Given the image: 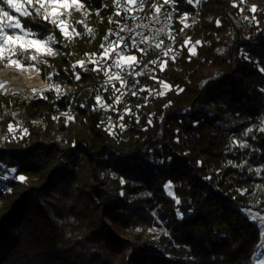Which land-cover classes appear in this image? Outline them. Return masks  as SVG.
Here are the masks:
<instances>
[{
    "label": "trees",
    "instance_id": "1",
    "mask_svg": "<svg viewBox=\"0 0 264 264\" xmlns=\"http://www.w3.org/2000/svg\"><path fill=\"white\" fill-rule=\"evenodd\" d=\"M79 2L71 39L21 20L52 33L56 54L36 63L27 50L49 85L35 99L0 90V176L17 170L0 180V264H254L261 230L237 203L264 209V186H250L264 181V0L244 14L239 0H199L191 28L171 25L175 55L132 91L80 90L67 116L71 64L118 20L115 0Z\"/></svg>",
    "mask_w": 264,
    "mask_h": 264
},
{
    "label": "snow or ice",
    "instance_id": "2",
    "mask_svg": "<svg viewBox=\"0 0 264 264\" xmlns=\"http://www.w3.org/2000/svg\"><path fill=\"white\" fill-rule=\"evenodd\" d=\"M117 7H123L125 10L124 18H127L128 11L139 10L146 3V0H115ZM186 2L191 3L192 0H186ZM168 3V0H165V4ZM27 6V7H26ZM83 5L80 4L79 0H0V61H6L8 66H16L17 68L22 69L24 67L23 61L29 59L27 53L28 49L35 48L37 51H40L41 47H45L49 43H55L54 37L47 36L44 40L39 39H25L27 37H36L39 35L38 32L34 31L32 28H25L21 23V20L25 17L31 16L33 23L37 19L42 18L43 21L50 22L54 27H58L62 34L71 39V34L68 32V24L65 19L61 17H71L73 11H81ZM155 13L160 12V8L153 5ZM71 10V11H70ZM15 13H19L20 17L17 18ZM171 13H168L165 16L167 19ZM187 14H185L186 16ZM134 18V17H133ZM155 21L159 20V16H154ZM81 23V22H77ZM138 27H140L138 25ZM125 30L124 27L120 29V32ZM89 35L92 34V30H86ZM129 33L132 32L131 29H127ZM158 32H164V28L157 30ZM75 33V29L72 30ZM120 32L109 31L108 34L104 37V42L101 44L103 52L101 53V59L105 61L104 67H101L99 71H103L107 79L104 81L105 85L111 84L113 80L120 81L121 75L119 71L113 72L112 69L129 71V74L140 75L141 73L136 72L137 58L135 56L125 55V51L128 47L127 44L123 48L120 47L121 43L125 40L131 41V46L133 48L137 45V39L135 35H130L125 37L120 34ZM79 35V33H75ZM110 36H115V39H109ZM148 37L141 36V42L147 41ZM158 48L161 47L160 44L156 45ZM48 55H55L56 53L52 50L51 47H47ZM21 58H17V56ZM37 56L32 55L31 60H36ZM111 59L112 64H107L106 61ZM80 67L84 68L85 71H91L88 69L84 61L78 62ZM95 64V61H91ZM151 63L156 64L157 61H152ZM147 64L144 65L147 68ZM31 68H34L35 65H30ZM107 69V70H105ZM161 70H163L161 68ZM79 77H77L78 79ZM122 83H126L122 81ZM0 87H3L0 84ZM58 90V86H57ZM163 95V93H160ZM97 101L100 100V97H96ZM101 107H107V105H101ZM9 131H13L11 125L9 126ZM27 134V130H23ZM252 129H248V132H251ZM264 131V128L261 129ZM241 147L246 145L241 144ZM3 166H0L2 168ZM4 175L0 176V180H6L9 178L8 174L15 173L16 169H4ZM15 178V177H13ZM19 179L23 181L25 178L20 176ZM170 187V185H166ZM259 264H264V260H261Z\"/></svg>",
    "mask_w": 264,
    "mask_h": 264
},
{
    "label": "built area",
    "instance_id": "3",
    "mask_svg": "<svg viewBox=\"0 0 264 264\" xmlns=\"http://www.w3.org/2000/svg\"><path fill=\"white\" fill-rule=\"evenodd\" d=\"M241 4V8L244 9L246 6L245 0H239ZM114 5L117 9L118 20L115 26L109 28L102 38V43L104 42V37L108 34L109 31L112 32H120L122 27L125 28L123 32H120L121 35L128 37L130 35H135L137 39V45L135 48L131 46L130 40H125L121 43L120 47L123 48L125 44L128 45L125 55L127 56H135L137 58V66L135 71L141 73L140 75L129 74V71L118 70L113 68L112 71H119L121 75V80H113L111 84H117L118 88L121 91L127 92L132 91L136 85L137 79L144 75H149L154 70V64L152 61H157L158 59H164L168 56H172L176 54V50L173 48L172 43L169 38V33L171 30V25L174 21H177L181 25L180 31L177 33V36L186 32L192 25L195 23L196 18L200 11V2L199 0H192L191 3L186 2V0H168V3L165 4V0H146V3L142 8L135 11H128L127 18L125 16V10L123 7H117L116 2ZM153 5L155 7L160 8L159 13H155ZM171 13V15L165 19V16ZM185 14H187L185 16ZM159 16V20L155 21L153 19L154 16ZM134 17V18H133ZM138 25L140 27H138ZM160 28H164V32H158L157 30ZM127 29H131L132 32L129 33ZM141 36L148 37L147 41L141 42ZM109 39H115V36H110ZM160 44L161 47H157L156 45ZM100 52H88L79 59L75 60L71 64V77L72 84H63L59 88V93L61 95H69L70 91L73 89L74 84L78 83L79 88L76 90L74 95L71 97L69 104H67L65 111L63 112L65 115L70 116L73 111V105L76 99L77 94L82 89H93L96 94L101 91V88L104 84V81L107 79L103 71H99L101 67H104L105 61L101 59ZM84 61L88 69H92L91 71H85L84 68L80 67L78 62ZM91 61H95L93 64ZM112 60L108 59L106 61L107 64H112ZM147 64V68L144 65ZM177 67V66H176ZM107 70V69H105ZM77 77H79L77 79ZM122 81L126 83H122ZM22 95V94H21ZM26 95V94H25ZM22 95L26 100H33L36 97L29 95ZM205 105H209L205 103ZM206 111L205 108H202ZM211 109V108H209ZM191 108H188L187 112H190ZM208 117L212 120V122L220 123L223 117L211 109V112H207ZM239 124L241 122L237 120ZM161 131V130H160Z\"/></svg>",
    "mask_w": 264,
    "mask_h": 264
},
{
    "label": "rangeland",
    "instance_id": "4",
    "mask_svg": "<svg viewBox=\"0 0 264 264\" xmlns=\"http://www.w3.org/2000/svg\"><path fill=\"white\" fill-rule=\"evenodd\" d=\"M247 4L250 6V8H253L254 6H257L258 3H257V0H248ZM246 7H248V6H246ZM246 7H244V9H242L243 10V14H244V11H245ZM15 16L17 18H19L20 14L19 13H15ZM61 18L65 19L66 23L68 24V29L67 30L71 34L73 29H72V27L70 25V22H69L68 18L67 17H63V16ZM47 36L54 37V35L52 33L47 34L45 37H47ZM45 37L44 38H38L36 36V37H27L25 39L44 40ZM54 40H55V38H54ZM186 42H188V41H186ZM47 47H51L52 50L54 52H56L55 43H49L45 47H41L40 51H37L35 48H31V50H33L35 52V54L37 56H39L37 58V60H36V63L41 62V61L43 62L46 57L52 56V55H48L47 54ZM190 49L192 51H194V45H190ZM30 65H35L38 68V66L36 64H29V65L24 64V67L22 69H20V68H17L16 66H8L6 61H5L4 66H2L0 68V84L3 85V87H0V90L2 92L10 94V95H13V94L14 95H16V94L17 95H21V94L25 95L26 94V95H29L31 97L35 96L36 94H38L41 91L48 90L49 89V85H48V87L46 89L37 90L35 88H31L30 86H28V85H26L24 83V81L22 79V71H23V69L25 67L30 66ZM38 71H39V68H38ZM167 85L168 84L160 82L156 93H164L165 90H166ZM201 108H205L206 109V113L207 112H211V109H209L208 106L205 105V103H203L201 105ZM35 120L37 121L38 118H36ZM262 126H264V118L262 119ZM11 127L13 129L12 134H16V132L19 129V126L11 125ZM64 135H65V132L61 133L59 135V137H62ZM235 141L237 142V144L239 146L241 144L245 143V141L239 140L237 138L235 139ZM243 162H245V159H243ZM250 167L254 168V169H257V170L259 168V166L255 165L253 163H250ZM167 185H170V184H167ZM250 186H251V188L253 190H257L260 186H264V181L262 180V181L254 183V184H250ZM166 193L168 195H170V196H173L172 185H170V187H166ZM237 205L239 206V208H241V211L245 215H247L253 222H255L260 227L261 239H260V242H259V244H258V246L256 248V252H255V255H254V264H259V262L261 260H264V209L260 208V207H257L255 205H249V204L237 203Z\"/></svg>",
    "mask_w": 264,
    "mask_h": 264
},
{
    "label": "bare ground",
    "instance_id": "5",
    "mask_svg": "<svg viewBox=\"0 0 264 264\" xmlns=\"http://www.w3.org/2000/svg\"><path fill=\"white\" fill-rule=\"evenodd\" d=\"M22 79L26 85L37 90H43L48 87L47 82L41 78L36 66L34 68L25 67L22 71Z\"/></svg>",
    "mask_w": 264,
    "mask_h": 264
}]
</instances>
